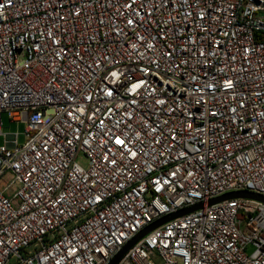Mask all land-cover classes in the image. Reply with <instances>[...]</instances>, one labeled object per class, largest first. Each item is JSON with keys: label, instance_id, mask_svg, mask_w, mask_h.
<instances>
[{"label": "built area", "instance_id": "2783aa9c", "mask_svg": "<svg viewBox=\"0 0 264 264\" xmlns=\"http://www.w3.org/2000/svg\"><path fill=\"white\" fill-rule=\"evenodd\" d=\"M0 136V264H264V0H0Z\"/></svg>", "mask_w": 264, "mask_h": 264}, {"label": "water", "instance_id": "95a60500", "mask_svg": "<svg viewBox=\"0 0 264 264\" xmlns=\"http://www.w3.org/2000/svg\"><path fill=\"white\" fill-rule=\"evenodd\" d=\"M238 197H246V198H254V199H258L261 201H264V197L259 196L257 194H253L250 192H239V193H231L228 195H225L223 197H220L218 199L212 200L210 202V205L218 203V202H222L224 200L227 199H234V198H238ZM203 207L202 204L197 205L195 207L192 208H188V209H184L179 211L176 214H172L169 216H166L162 219H160L159 221L155 222L154 224L150 225L149 227H147L145 230H143L141 233H139L132 241H130L122 250V252L120 254H118V256L111 262V264H118L120 262V260L122 259V257L134 246L136 245L140 240H142L147 234L151 233L153 230L157 229L158 227H161L162 225H164L167 222H170L174 219H177L181 216L187 215L191 212L197 211L199 209H201Z\"/></svg>", "mask_w": 264, "mask_h": 264}, {"label": "rangeland", "instance_id": "374dc122", "mask_svg": "<svg viewBox=\"0 0 264 264\" xmlns=\"http://www.w3.org/2000/svg\"><path fill=\"white\" fill-rule=\"evenodd\" d=\"M2 133L3 135H11V134H17L18 140L21 145L26 143L27 137H26V123L24 122H12L9 115L7 113L2 114ZM5 142L4 136H0V146H2ZM80 162L83 165L87 164V159L84 156H80ZM12 181V177L7 174L0 180V187L4 188L7 185H9ZM15 192V188H12L9 191V195ZM254 251L253 246H250L248 248L249 254H251Z\"/></svg>", "mask_w": 264, "mask_h": 264}, {"label": "snow or ice", "instance_id": "6c2138e0", "mask_svg": "<svg viewBox=\"0 0 264 264\" xmlns=\"http://www.w3.org/2000/svg\"><path fill=\"white\" fill-rule=\"evenodd\" d=\"M119 142V141H118Z\"/></svg>", "mask_w": 264, "mask_h": 264}]
</instances>
